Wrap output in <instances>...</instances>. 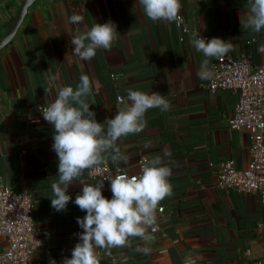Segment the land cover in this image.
<instances>
[{
	"label": "crops",
	"instance_id": "crops-1",
	"mask_svg": "<svg viewBox=\"0 0 264 264\" xmlns=\"http://www.w3.org/2000/svg\"><path fill=\"white\" fill-rule=\"evenodd\" d=\"M24 1L0 0V40ZM135 3L38 0L29 9L14 40L0 53V191L10 186L34 202L36 224L45 233L35 264H61L71 258L74 233L81 229L76 218L86 215L74 201L81 182L93 183L86 170L69 187L72 201L67 210L51 207V185L58 180V158L52 151L55 131L39 107L54 101L60 88L75 89L85 74L92 83L90 110L100 123L126 110L129 89L157 92L170 109H149L144 130L117 141L127 157L118 166L137 175L142 158L161 157L172 169L173 195L158 207L154 241L133 238L131 247L113 248L111 255L117 264H188L189 257L193 264H256L264 260V202L257 193L217 185L227 161L234 160L238 169L249 165L250 132L230 128L238 95L210 91L211 76L201 78L198 73L205 59L211 72L219 58H206L191 41L194 32L206 40H231L234 48L224 57H247L254 67H264V53L257 50L264 44V29L256 33L245 27L248 0H181L179 15L190 27L189 35L175 22L148 19L139 5L133 12ZM73 14L82 15L83 21L70 23ZM109 20L120 33L110 49H97L91 60L73 53L71 39L78 30ZM52 76L56 79L50 82ZM118 97L125 99L118 102ZM104 164L116 171L110 158ZM103 195L111 199L110 183ZM138 247L150 251L145 255ZM7 249V239L0 237V253ZM97 251L101 264H114L111 255Z\"/></svg>",
	"mask_w": 264,
	"mask_h": 264
},
{
	"label": "clouds",
	"instance_id": "clouds-1",
	"mask_svg": "<svg viewBox=\"0 0 264 264\" xmlns=\"http://www.w3.org/2000/svg\"><path fill=\"white\" fill-rule=\"evenodd\" d=\"M248 3L250 7L245 27L260 33L264 29V0H248ZM137 5L154 22H176L181 19V0H136L133 12ZM83 19L82 15L73 14L69 22L79 24ZM118 35L120 33L113 21L95 23L90 30H78L72 37L73 53L81 60H91L96 56L97 49H110ZM191 43L206 58H222L234 48L231 40H206L198 32L193 33ZM257 50L264 53V44H260ZM198 74L201 78L212 75L207 59ZM55 79V76L49 77L50 82ZM91 94L92 83L85 74L81 75L75 89L72 86L62 87L54 101H45L39 107L44 121L55 131L52 151L58 158V180L51 185L54 198L50 199L55 211L67 210V205L72 201L68 194L69 187L86 170L94 169L109 158L117 165L115 174L105 178L110 183L111 199L106 198L102 192L105 180L95 185L81 182L83 187L74 203L86 212L82 218H76L83 232L78 234L80 242L72 249L71 258L65 257L61 264H101L102 257L97 249L111 255L113 248L131 247L133 238L145 242L154 241L158 207L161 201L173 195V185L169 180L172 169L161 157L146 160L140 173L130 176L126 169L118 166L121 161L127 162V157L117 146L121 137L144 130L147 126L145 114L149 109L159 108L166 112L171 107L169 101L157 92L145 93L129 89L126 110L100 123L96 119V112L90 110L88 98ZM136 250L145 255L150 251L148 247H138ZM51 264L56 262L53 260ZM188 264H193L190 257Z\"/></svg>",
	"mask_w": 264,
	"mask_h": 264
},
{
	"label": "built area",
	"instance_id": "built-area-1",
	"mask_svg": "<svg viewBox=\"0 0 264 264\" xmlns=\"http://www.w3.org/2000/svg\"><path fill=\"white\" fill-rule=\"evenodd\" d=\"M180 17L175 22L176 26L183 35L191 34L185 19ZM211 74L209 89L212 93L230 91L238 95L234 114L229 119L230 128H246L251 138V159L247 168L238 169L234 160L227 161L220 169L217 185L246 195L257 193L264 202V67H254L247 57H222L212 65ZM119 98L122 97H118V102H122L123 99ZM146 160L142 158L140 171ZM115 172L109 165L102 163L88 171V179L95 185ZM108 183L104 181L102 192ZM160 212H163L162 208ZM82 232V229H78L74 233L77 243L80 242L78 234ZM157 232L158 227L155 225L153 234ZM44 234L36 224L35 205L31 196L19 193L10 186L2 189L0 237L7 239L8 249L0 253V264H35L34 255L41 246ZM111 258L117 264L113 255ZM256 264H264V260Z\"/></svg>",
	"mask_w": 264,
	"mask_h": 264
},
{
	"label": "water",
	"instance_id": "water-1",
	"mask_svg": "<svg viewBox=\"0 0 264 264\" xmlns=\"http://www.w3.org/2000/svg\"><path fill=\"white\" fill-rule=\"evenodd\" d=\"M38 0H25L18 12V15L12 24L8 33L0 40V53L9 46L10 43L14 40L15 36L21 25L23 24L24 19L26 18L29 9L37 2Z\"/></svg>",
	"mask_w": 264,
	"mask_h": 264
}]
</instances>
